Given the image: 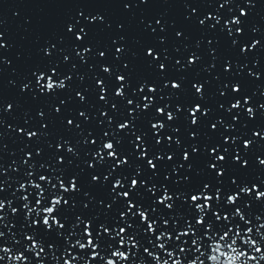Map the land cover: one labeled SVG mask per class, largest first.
Returning <instances> with one entry per match:
<instances>
[{"label": "snow or ice", "instance_id": "snow-or-ice-1", "mask_svg": "<svg viewBox=\"0 0 264 264\" xmlns=\"http://www.w3.org/2000/svg\"><path fill=\"white\" fill-rule=\"evenodd\" d=\"M243 4L247 10L237 3L238 14L222 17L193 15L198 7L185 2L190 11L178 25L167 11L151 14L153 0H120L94 13L78 9L55 42L44 41L38 51L47 62L34 65L19 82L9 81L33 100L38 96L31 89L37 88L45 106L36 110L38 121L30 123L25 111L21 126L8 125L23 137H16L22 147L7 166L14 184L10 195L7 180L0 179V225L15 228L7 235L0 230V262H264V215L251 211L257 204L264 208V178H248L254 166L248 153L257 138L264 140V127L245 130V114L256 112L255 93L249 95L244 79L237 78L246 65L228 73L241 55L247 59L246 50L264 46V39L243 38L254 0ZM114 6L126 10L128 19L113 20L109 8ZM12 16L31 20L19 8ZM133 20L149 39H130ZM190 27L200 31L199 38L193 40ZM7 31L0 30V49L12 47ZM104 31L113 35L101 44L94 35ZM251 31L259 30L252 26ZM208 32L212 36L205 43ZM218 34L224 35L223 50ZM57 54L62 55L53 59ZM77 58L94 81L79 90L72 87V73L83 81L87 72L76 71ZM137 61L151 75L138 73ZM0 63L11 61L0 55ZM221 63L223 72L217 70ZM262 71L248 69V76L259 78ZM62 90L74 91L78 101ZM66 101L80 107L74 110ZM14 106L22 107L19 99L0 97V112ZM57 122L64 135L53 131ZM255 161L264 166L260 155ZM6 170L0 163V175Z\"/></svg>", "mask_w": 264, "mask_h": 264}, {"label": "clouds", "instance_id": "clouds-1", "mask_svg": "<svg viewBox=\"0 0 264 264\" xmlns=\"http://www.w3.org/2000/svg\"><path fill=\"white\" fill-rule=\"evenodd\" d=\"M222 264H227V261L222 262ZM236 264H239V260L236 261Z\"/></svg>", "mask_w": 264, "mask_h": 264}]
</instances>
